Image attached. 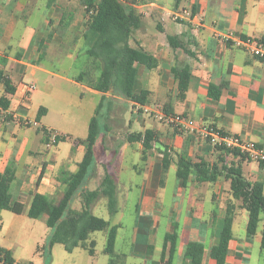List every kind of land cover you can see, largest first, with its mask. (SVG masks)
Masks as SVG:
<instances>
[{
    "label": "crops",
    "instance_id": "1",
    "mask_svg": "<svg viewBox=\"0 0 264 264\" xmlns=\"http://www.w3.org/2000/svg\"><path fill=\"white\" fill-rule=\"evenodd\" d=\"M135 2L133 7L142 18L128 45L141 49L156 63L152 69L134 63L138 70L134 92H147L145 105L110 92L92 90L75 81L78 75H55L62 82L97 97L98 104L101 103L104 151H100L82 190L74 195L70 209L80 211V194L96 190L108 174L114 180L117 201V212L110 218L131 211L135 219L129 235L121 222L108 221L117 226L114 252L126 256L124 264H165L169 245L163 250L164 238L172 232L178 235L174 264H190L186 255L189 242L203 245L201 264H216L210 251L219 241L226 207L232 205L234 219L224 264H264V251L260 249L262 222L256 234L249 238L248 214L232 198L225 175L214 182L201 183L191 174L183 182L176 177V163L178 158H187L201 159L210 165L239 167L246 180L262 182L263 194L264 164L233 153H221L199 134L177 132L160 123L153 114L142 113L144 107H149L184 115L264 149V60L216 36V33H232L236 37L264 39V0H182L176 10L173 2L165 0ZM41 9L44 12L39 24L29 25L26 18ZM181 9L190 10L193 19L179 23L166 20L171 11ZM88 19L79 0H0V68L16 88L10 98V109L21 119L36 124L0 125V174L9 162L14 163L12 196L25 204L21 214L0 211V235H4L8 244L0 243V247L9 250L16 262H30L16 258L13 253L23 226L32 230L36 221L45 225L46 216L34 220L26 215L32 195H48L54 204L60 201L65 188L62 179L77 170L85 152L78 141L87 136L76 138L72 133L62 134L46 127L43 121L48 113L46 108L45 115L36 122V114L30 112V107L37 90L23 95L21 85L35 84L38 73L52 75L41 65L46 55L61 65L64 59L72 60L70 66H73L76 61L73 53L76 50L81 53L85 47V52L89 49L86 42L80 46L87 33ZM168 38L172 39L171 43ZM184 67L189 70L190 80L185 97L180 100L173 69ZM209 85H224L217 100L208 96ZM40 127L68 139L50 151L38 130ZM145 132L151 139V147L144 151L143 141H136L135 135ZM63 144L68 148H62ZM96 208L105 210L106 198L98 197L91 205V213ZM44 234L46 241L50 234L47 227ZM91 240L95 242L90 235L88 241ZM41 247L38 244L39 254H43L38 263L45 264L48 253Z\"/></svg>",
    "mask_w": 264,
    "mask_h": 264
},
{
    "label": "trees",
    "instance_id": "2",
    "mask_svg": "<svg viewBox=\"0 0 264 264\" xmlns=\"http://www.w3.org/2000/svg\"><path fill=\"white\" fill-rule=\"evenodd\" d=\"M181 1L172 0L175 10ZM79 3L89 18L84 41L89 45L86 54L90 61L87 70L78 74L75 81L100 93L110 92L141 106L145 105L147 92H134L138 74L134 63H141L147 69L154 68L156 63L150 55L141 49L131 48L128 45L132 31L139 27L142 18L141 14L133 7L136 3L135 0H79ZM168 41L171 43L172 39L168 38ZM173 74L177 80L178 97L183 100L190 80L189 70L186 67L182 69L174 68ZM0 84L3 86V94L0 95V110L6 111L10 107V98L14 95L16 88L1 68ZM223 87L224 85H209L208 96L217 100ZM100 109L101 103L98 104L94 115L89 121L86 138L78 141L79 144L84 146L85 152L82 160L77 165V170L74 173L67 174L62 179L65 188L60 201L54 204L50 196L34 193L29 202L26 215L34 220L46 216L45 225L50 230L46 240L49 249L54 245H61L66 252L71 253L76 248H85L84 244L89 240L92 233L105 232L104 254L109 257L108 264H124L126 256L114 252L117 226L110 225L108 221L92 215L90 211L92 203L102 196L106 198V208L109 216L116 214V187L112 177L105 174L96 190L83 191L80 194V211L70 209V203L74 195L82 190L96 164L100 151H104L101 143L102 120L99 113ZM45 113V108H38L35 121H39ZM7 122H11V116L6 118L5 123ZM38 130L42 132L46 143H48L51 131L43 127L38 128ZM175 131L177 130L175 129ZM147 136L148 132L135 135L136 141H143L144 151L151 147V139ZM67 139L68 136L56 135L54 146ZM215 149L221 153H233L235 156H239L234 151ZM176 166V177L183 182L191 174H195L197 180L201 183L214 182L220 175L224 174L229 180L232 198L239 201V207L248 214L246 233L249 238L256 234L258 225L262 222L260 249L264 251V194L262 182L246 180L239 167L220 166L217 163L210 165L201 159L195 161L178 158ZM14 180V163L9 162L0 174V211L21 214L24 211L25 204L22 201L13 199L12 184ZM233 219L234 206L228 205L219 241L210 251V257L216 264H224L225 262L228 243L231 239ZM177 240L178 235L176 232L165 236L163 250L169 245L168 258L165 264H174ZM88 242L90 246L89 254L93 255L95 242L92 240ZM186 255L190 258V264H201L203 245L189 242L186 246ZM0 263L22 264L16 262L11 252L2 247H0Z\"/></svg>",
    "mask_w": 264,
    "mask_h": 264
},
{
    "label": "rangeland",
    "instance_id": "3",
    "mask_svg": "<svg viewBox=\"0 0 264 264\" xmlns=\"http://www.w3.org/2000/svg\"><path fill=\"white\" fill-rule=\"evenodd\" d=\"M147 1L148 0H137L138 3H146ZM165 1L172 2V0ZM43 12L42 9L41 11H36L34 15L26 18V22L29 25L37 26ZM166 17V20L173 23L184 22L181 19L175 18V16L172 15V11ZM84 42L85 41L82 40L80 46H82ZM86 49L87 47H85L81 53H78V50L73 53V61L76 60L73 66H70L72 60L64 59L61 65L54 59L48 58L47 55L41 60L42 67L48 70L52 75L38 73L35 78L37 94L33 97L30 107V112L32 114H36L40 107L46 108L48 113L44 116V125L62 134L72 133V135H74L73 137L76 138H85L87 135L88 123L95 113L98 98L93 97L85 91L82 92L73 85L62 82L55 75L74 77L86 71L90 61L85 52ZM81 92L82 95H80ZM149 117L152 118V116ZM16 124L25 127L32 125H25L23 119L21 123ZM54 147L55 146L51 144L50 151L54 150ZM62 148H68L67 144H63ZM25 200L24 198L23 201ZM8 214L12 213L9 212ZM92 215L109 222L112 220L121 222L124 227V232L128 235L132 232L135 223L131 211H124L117 215L115 219H112L108 214L107 208L105 210L96 208ZM4 221H7L5 217ZM45 229V225L40 221H36L35 227L32 230L29 229V226L24 225L20 232L18 242L13 249L14 256L18 259L30 261L32 264L33 262L39 264V256H43L42 253L39 254L40 250H38V244H40L43 246L41 249L43 248V250H46L48 253L45 264H108L109 257L104 254L106 238L103 232L91 234V239H94L96 243L93 247L94 253L90 255L88 241L84 244L85 248H76L72 253L66 252L61 245H54L49 249L46 241H44ZM5 239L4 235L1 234L0 243L2 245H8ZM30 262L21 263L30 264Z\"/></svg>",
    "mask_w": 264,
    "mask_h": 264
},
{
    "label": "built area",
    "instance_id": "4",
    "mask_svg": "<svg viewBox=\"0 0 264 264\" xmlns=\"http://www.w3.org/2000/svg\"><path fill=\"white\" fill-rule=\"evenodd\" d=\"M172 15L181 20L191 21L193 19L192 12L187 9L174 11ZM201 20L202 19L199 18V21ZM216 36L223 42H230L234 48L243 50L259 60H264V39L236 37L232 33H216ZM21 87L23 95L32 93L36 89L34 83H25L22 84ZM142 113L146 115L153 114L160 123L176 129L179 132L197 133L213 148L234 151L247 161L264 164V149L259 148L255 143L239 136L222 133L201 121L180 114H170L160 110H152L149 107H144ZM8 116H11L12 122L21 123L22 119L13 113L9 107L6 111L0 110V125L5 123ZM23 123L25 125H36L35 122H30L27 119H23ZM56 135L55 132H50L49 141L47 143L48 147H50L51 144L54 145Z\"/></svg>",
    "mask_w": 264,
    "mask_h": 264
}]
</instances>
